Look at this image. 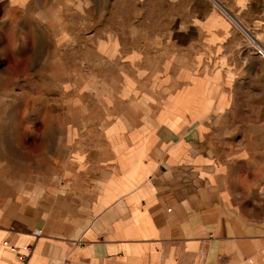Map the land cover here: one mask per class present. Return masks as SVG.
Returning <instances> with one entry per match:
<instances>
[{"label":"crops","instance_id":"1","mask_svg":"<svg viewBox=\"0 0 264 264\" xmlns=\"http://www.w3.org/2000/svg\"><path fill=\"white\" fill-rule=\"evenodd\" d=\"M38 1L0 7L13 24ZM152 2L174 7L171 45L127 83L150 88L101 116L93 95L70 125L40 127L48 141L22 148L24 162L0 157V264L27 246L26 264H264V85L247 41L264 47V0ZM18 27L7 38L31 45Z\"/></svg>","mask_w":264,"mask_h":264},{"label":"rangeland","instance_id":"2","mask_svg":"<svg viewBox=\"0 0 264 264\" xmlns=\"http://www.w3.org/2000/svg\"><path fill=\"white\" fill-rule=\"evenodd\" d=\"M69 1L63 0V10L59 12L60 6L43 7V0H39L41 4L29 7L26 18H15L13 24L7 22L9 17L4 7H0L3 160L17 155L15 160L24 162L22 148L35 151L40 143L48 141L50 135L44 133V128L42 133L40 127L70 125L77 120L80 105L94 96L92 108L97 116L102 115L104 108L108 109L104 101L116 112L124 109L123 94L150 88L129 87V78L142 74L150 77L159 54L168 51L167 46L171 45L166 38L168 23L162 13L167 16L174 7L158 6L152 0H94V4L93 0ZM56 10L62 18L57 23L50 21ZM14 24H19L20 30L32 27L31 45L21 38L16 43L7 38ZM60 27L65 33L63 39L58 38ZM249 55L259 72L255 84L263 87L264 59ZM27 57L31 59L32 70L21 67V59ZM88 60L94 67L79 66ZM63 136L66 141L67 134Z\"/></svg>","mask_w":264,"mask_h":264},{"label":"built area","instance_id":"3","mask_svg":"<svg viewBox=\"0 0 264 264\" xmlns=\"http://www.w3.org/2000/svg\"><path fill=\"white\" fill-rule=\"evenodd\" d=\"M247 41L250 44V47L253 51V53L259 57H261L262 59H264V47L260 44L259 41H257L255 38H253L251 35L247 34ZM37 235L40 234V231H37L36 233ZM4 246L12 249V250H16V247L10 246L8 241L5 240L3 242ZM26 252L25 253H18V258L21 261V264H26L28 261V257L29 254L31 253L32 248L30 246L26 247Z\"/></svg>","mask_w":264,"mask_h":264}]
</instances>
